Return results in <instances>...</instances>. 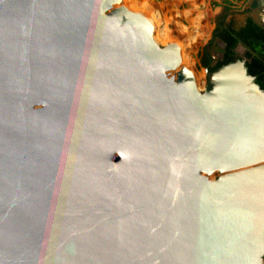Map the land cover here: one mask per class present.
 <instances>
[{"label": "water", "instance_id": "obj_1", "mask_svg": "<svg viewBox=\"0 0 264 264\" xmlns=\"http://www.w3.org/2000/svg\"><path fill=\"white\" fill-rule=\"evenodd\" d=\"M153 28L0 0V264H264V91L236 59L200 92Z\"/></svg>", "mask_w": 264, "mask_h": 264}, {"label": "rangeland", "instance_id": "obj_2", "mask_svg": "<svg viewBox=\"0 0 264 264\" xmlns=\"http://www.w3.org/2000/svg\"><path fill=\"white\" fill-rule=\"evenodd\" d=\"M121 2V3H120ZM229 9L223 10L220 0H119V5L130 9L143 10L154 24L151 32L153 41L159 46L167 45L171 40H178L182 45V53L186 55V65L196 75L200 92L205 86L204 67L198 64L199 52L206 54L210 64L220 58L222 43L212 37L215 24L221 22L237 29L243 24L245 17L261 23L258 15L259 6L251 0H229ZM164 22L170 39L161 31ZM156 38V39H155ZM174 38V39H173ZM236 56L241 60L242 46L236 45ZM264 263V255L261 258Z\"/></svg>", "mask_w": 264, "mask_h": 264}, {"label": "trees", "instance_id": "obj_3", "mask_svg": "<svg viewBox=\"0 0 264 264\" xmlns=\"http://www.w3.org/2000/svg\"><path fill=\"white\" fill-rule=\"evenodd\" d=\"M220 1L225 3L222 7L224 11L229 9L231 5L229 0ZM167 30H165L163 22L161 31L167 36L166 40H169L170 37L167 34ZM211 35L217 37L223 43L221 57L209 67V57L199 52L198 64L211 71L221 65L240 59L235 52L236 45L240 44L243 48L241 59L244 60L246 73L251 75L259 89L264 91V29L250 17H247L243 25L237 29L232 28L229 24L221 26V22H219L213 27ZM183 55L187 61L186 55Z\"/></svg>", "mask_w": 264, "mask_h": 264}, {"label": "bare ground", "instance_id": "obj_4", "mask_svg": "<svg viewBox=\"0 0 264 264\" xmlns=\"http://www.w3.org/2000/svg\"><path fill=\"white\" fill-rule=\"evenodd\" d=\"M254 1H256V0H254ZM121 3V2H120ZM260 3V2H259ZM264 3V2H263ZM259 10H260V8H259ZM259 16H261V18L262 17H264V15L262 14V12L259 14ZM156 39V38H155ZM174 39V38H173ZM176 41H178V40H176ZM181 46V52H180V59L183 61V63L186 65V60H185V58H184V55H183V53H182V45H180ZM186 66H188V65H186ZM190 70V69H189ZM191 72V71H190ZM192 73V72H191ZM192 76H193V80H194V87H195V89H197L198 88V84H197V78H196V75L195 74H193L192 73Z\"/></svg>", "mask_w": 264, "mask_h": 264}, {"label": "flooded vegetation", "instance_id": "obj_5", "mask_svg": "<svg viewBox=\"0 0 264 264\" xmlns=\"http://www.w3.org/2000/svg\"><path fill=\"white\" fill-rule=\"evenodd\" d=\"M251 1H254V0H251ZM260 2V3H259ZM264 0H256L255 1V3H253L252 4V6L255 4L256 6L258 5L259 6V8H261V7H263L264 6ZM247 17H245V19H246ZM244 19V20H245ZM253 20V19H252ZM243 23H244V21H243ZM261 23H264V21H262ZM243 25V24H242ZM215 26H216V24H215ZM221 26H224V24L223 23H221ZM233 28V27H232ZM235 29V28H234ZM212 37H214L213 35H212ZM214 38H217V37H214ZM218 39V38H217ZM219 40V39H218ZM220 41V40H219ZM221 42V41H220ZM222 43V42H221ZM222 48H223V43H222ZM220 57H221V54H220ZM215 62V61H214ZM214 62H213V64H214ZM208 66L210 67V66H212V64H210V59H209V62H208Z\"/></svg>", "mask_w": 264, "mask_h": 264}, {"label": "crops", "instance_id": "obj_6", "mask_svg": "<svg viewBox=\"0 0 264 264\" xmlns=\"http://www.w3.org/2000/svg\"><path fill=\"white\" fill-rule=\"evenodd\" d=\"M259 16V15H258ZM261 18V16H259ZM261 19H264V17H262ZM264 21V20H263Z\"/></svg>", "mask_w": 264, "mask_h": 264}]
</instances>
